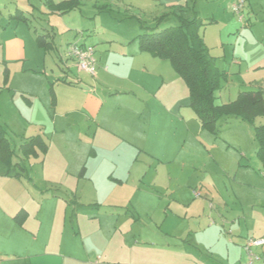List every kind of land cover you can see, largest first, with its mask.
Instances as JSON below:
<instances>
[{
	"label": "rangeland",
	"instance_id": "rangeland-1",
	"mask_svg": "<svg viewBox=\"0 0 264 264\" xmlns=\"http://www.w3.org/2000/svg\"><path fill=\"white\" fill-rule=\"evenodd\" d=\"M68 1L79 7L59 13L48 8L47 0H0V31L9 23L13 28L8 31L18 26V36L25 39L31 55L33 71L21 73L25 79L14 75L16 88L45 81L42 75L50 74L51 68L65 70L67 43L76 35L91 33L88 42L97 40L100 48L129 51L137 44L128 39L136 36L139 18L156 28L161 15L186 4V16L196 12L204 22L200 33L224 73L216 104L235 101L250 83L264 88V0ZM240 2L243 7L237 13L233 6ZM178 24V17L171 15L159 28ZM35 30L53 38L45 35L51 44L46 51L33 37ZM120 66L146 91L123 84L111 72L109 86L134 88L136 95L129 94L125 101L115 98L104 111L110 109L116 116L144 95L152 116L142 119L151 126L160 124L161 141L158 146L150 144L154 151L150 154L141 146L113 140L92 164L99 167L96 173L83 178L58 173L57 167L43 164L42 157L25 159L21 145L37 136L50 143L51 130L32 129L22 108L5 100L3 82L0 85V124L8 123L3 126L19 164L9 172L0 166L3 176L17 181L0 187L1 210L7 212L9 201L18 208L8 223L0 218V264H237L230 243L240 224L243 228L237 234L244 231L245 222H233L236 214L229 213L246 209L244 199L255 202L264 191L255 139V127L264 124V116L255 114L253 123L227 116L214 129L204 128L189 106L185 81L168 60L142 52L132 62L122 59ZM26 104L30 105L27 100ZM55 148L68 157L87 152L74 139ZM93 151L89 148L84 159ZM132 151L135 156L130 159ZM109 163L125 167L124 172L103 174ZM263 211L256 207L254 213L262 216Z\"/></svg>",
	"mask_w": 264,
	"mask_h": 264
},
{
	"label": "crops",
	"instance_id": "crops-1",
	"mask_svg": "<svg viewBox=\"0 0 264 264\" xmlns=\"http://www.w3.org/2000/svg\"><path fill=\"white\" fill-rule=\"evenodd\" d=\"M52 1L55 4L60 2L57 0ZM11 26L12 23H9L3 31H0V85H2V82L4 84L3 87H1V91L5 93L3 94L5 100L9 103L18 104L20 109L22 108L26 114L27 123L32 129L39 128V131L43 128L47 129V131L48 129L51 130L52 138L50 143L46 141L49 147L47 156L43 158V164L57 167L58 173L72 174V176L79 174V177H81V172L85 168L84 175L81 177L83 178L84 176L96 173L95 168L99 169V167L93 166L92 164L99 160L100 151L104 148V145L113 142V140L121 139V141L128 143L129 147L135 148L134 145H138L136 148L141 146L150 154L154 153V151L151 150L150 144L158 146V142L161 141V127L159 123L156 124L155 122H153L151 126L150 123L145 121V118L144 120L142 119L145 116H152L148 109L149 103L143 97L144 95H142L141 98L136 97L135 100H131V108L116 114V116L110 109L104 111L105 104L112 102L113 99L117 98L119 101H121V99L125 101L129 94L135 93L134 88L127 90L128 88H112L109 86L108 80L111 76V72L118 81L123 80V84H125V82L128 85L134 84L146 91L144 86L140 84L136 85L135 82L130 80V73L126 74L120 66L122 59L127 60V58H129L132 62L136 56L142 55L138 44H134L130 47L129 51H126L125 49L127 48L123 47L120 49L122 52L117 53L114 50H107L106 47L100 48L97 40L88 42L92 36L91 33L80 35L79 37L76 35L74 39L68 41L67 45L81 40L83 44L93 46L96 49L98 68L95 77L80 72L72 60L64 57L65 70L63 67H60L57 71L51 68L50 74L46 73L44 74L45 76L42 75V77L46 78L45 81L37 80L28 88H16L13 85L14 75L19 74L25 79L27 75L22 74L33 71V68L30 66L31 55L29 54L27 42L25 39L18 36V26L15 30L8 31V29L10 30L13 28ZM140 33L141 30L139 25L136 36L134 38L130 37L128 41L134 40ZM46 34L51 37L50 33H38L36 30L33 31L35 40L37 35L45 36ZM126 53L130 55H126ZM148 58L151 57L149 56ZM5 71H7L9 75L7 84L4 83ZM50 89L53 91V95L49 94ZM259 90L263 91V86L250 83L248 86H243L238 94L240 92ZM26 100L30 105L26 104ZM142 100L145 103L142 102ZM27 106L30 107L27 108ZM31 109L34 111L30 112ZM117 119H119V123H117ZM4 123L8 125L7 122ZM70 139L82 143L83 147H86L87 152L89 148L90 151L94 150L93 155L84 159L86 152L85 154L82 153L74 157H68L64 153L56 150L55 146H57V143L67 140L70 141ZM134 156L135 153L132 151L130 153V159H133ZM124 170L125 167L109 163L103 174L107 171V173L120 175ZM2 171L3 169L0 168V187L6 182L5 185L8 183L17 184L15 178L3 176L4 172ZM258 173L260 176H264L262 173V163L258 169ZM2 190L3 189H0V192ZM259 195L261 197L255 202H248V199H244V204L249 205L246 206V209L238 210L239 212L235 213H229V217H233L236 214L233 218V222H245L244 231L237 234L240 229L243 228L240 224V229L237 230L236 237L232 239L230 243L232 252L237 255V264L245 263L243 247L248 238L264 239V215L261 216L254 213L256 207L264 208V191H259ZM242 199L243 198H241V200ZM1 201L0 218L2 219L4 217L5 222L8 223L12 220L18 208L15 206L14 201L6 202L5 204H7V207L5 209L7 212L4 213V210H1ZM226 220L229 222L230 218H226ZM251 220H253L252 223H250ZM232 226L234 228L236 227V229L238 228L234 223ZM208 227L211 228L212 225L209 224ZM231 254L232 253H230L229 257H231ZM239 255H241V257ZM234 262L236 263V261Z\"/></svg>",
	"mask_w": 264,
	"mask_h": 264
},
{
	"label": "trees",
	"instance_id": "trees-1",
	"mask_svg": "<svg viewBox=\"0 0 264 264\" xmlns=\"http://www.w3.org/2000/svg\"><path fill=\"white\" fill-rule=\"evenodd\" d=\"M49 9L59 13H68L79 7L76 1H63L55 4L47 0ZM187 4L179 5L172 13H165L158 18V26L150 28L144 25L139 18L141 33L134 39L141 52H147L154 58L168 60L175 72L185 81L189 89V106L198 115L204 128L214 129L216 123L227 116H237L240 119L253 123V116H264L263 91H248L239 94L238 98L224 105L216 104V93L221 89L220 82L223 72L211 57L203 36L200 33L205 25L196 12L187 17ZM175 15L179 19L177 26L160 29L159 25L169 16ZM43 35H37L36 41L45 51L51 45L45 42ZM8 72L5 71L4 83L8 82ZM255 139L258 144L257 157L262 163L264 174V124L255 127ZM48 143L40 136L30 138L21 145L25 159L43 157L48 152ZM15 152L9 142L7 131L0 124V165L11 170L15 162ZM15 162V163H14ZM85 168L81 172L84 175ZM23 211L14 219L19 221Z\"/></svg>",
	"mask_w": 264,
	"mask_h": 264
},
{
	"label": "built area",
	"instance_id": "built-area-1",
	"mask_svg": "<svg viewBox=\"0 0 264 264\" xmlns=\"http://www.w3.org/2000/svg\"><path fill=\"white\" fill-rule=\"evenodd\" d=\"M243 7V2L236 3L235 12L239 13ZM66 58L72 60L80 72L86 73L92 77L97 74L98 60L96 49L80 42H73L67 46ZM244 264H264V239L248 238L244 244Z\"/></svg>",
	"mask_w": 264,
	"mask_h": 264
}]
</instances>
